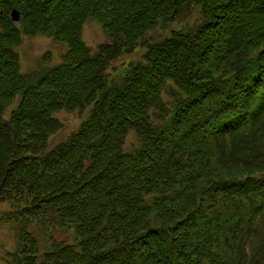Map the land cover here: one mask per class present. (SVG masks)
I'll use <instances>...</instances> for the list:
<instances>
[{"label":"trees","instance_id":"16d2710c","mask_svg":"<svg viewBox=\"0 0 264 264\" xmlns=\"http://www.w3.org/2000/svg\"><path fill=\"white\" fill-rule=\"evenodd\" d=\"M0 203V264H264V0H0Z\"/></svg>","mask_w":264,"mask_h":264},{"label":"rangeland","instance_id":"374dc122","mask_svg":"<svg viewBox=\"0 0 264 264\" xmlns=\"http://www.w3.org/2000/svg\"><path fill=\"white\" fill-rule=\"evenodd\" d=\"M189 18L187 21H191ZM183 23H175L173 24V28H178ZM160 32H158L159 34ZM150 35L152 33L150 32ZM160 35V34H159ZM152 37L157 38L156 35H152ZM83 42L85 45L90 48L92 52H95L97 47L100 44L108 43L109 38L106 32L102 29V27L94 20H88L84 24L83 27ZM67 50V47L64 44L54 42L51 38L45 36H37L31 39L25 38L22 45L17 49L20 59V68L19 71L23 74H29L36 70V68L42 65L43 56H48V66H54L61 62L63 53ZM143 50H136L131 56H123L117 59L112 63V68L117 69L123 63L127 62H135L139 59V56ZM15 105L8 111V113L14 109ZM6 114V117L9 114ZM78 113H66L60 112L56 116L63 122V129L51 136L48 140V149H52L55 145L63 141L66 136L74 130L78 123L80 122V118L77 115ZM8 205L4 203H0V212L7 211ZM55 236V233H54ZM61 238V236H57ZM64 239H69L68 235H63ZM16 246L15 241V233L9 227H6L3 223L0 222V247L3 251H12Z\"/></svg>","mask_w":264,"mask_h":264},{"label":"water","instance_id":"95a60500","mask_svg":"<svg viewBox=\"0 0 264 264\" xmlns=\"http://www.w3.org/2000/svg\"><path fill=\"white\" fill-rule=\"evenodd\" d=\"M12 19H13L14 21H18V20H19V15H18L16 12H14V13L12 14Z\"/></svg>","mask_w":264,"mask_h":264}]
</instances>
